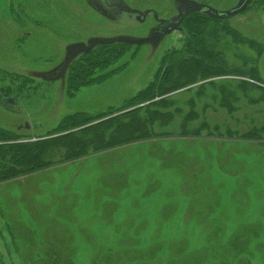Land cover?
I'll list each match as a JSON object with an SVG mask.
<instances>
[{"label": "rangeland", "instance_id": "374dc122", "mask_svg": "<svg viewBox=\"0 0 264 264\" xmlns=\"http://www.w3.org/2000/svg\"><path fill=\"white\" fill-rule=\"evenodd\" d=\"M241 2L0 0V128L23 142L133 97L184 46L193 10L238 35L219 42L240 72L151 100L166 102L149 107L150 139L72 161L53 151L49 167L0 182V264H264V140L235 135L264 126V0L215 17ZM111 40L139 48L67 94L69 61Z\"/></svg>", "mask_w": 264, "mask_h": 264}, {"label": "trees", "instance_id": "16d2710c", "mask_svg": "<svg viewBox=\"0 0 264 264\" xmlns=\"http://www.w3.org/2000/svg\"><path fill=\"white\" fill-rule=\"evenodd\" d=\"M184 25L188 35L184 46L163 55L153 80L133 97L123 101L119 107L108 108L97 115H68L55 129L34 142H23L13 132L0 128V182H8L49 167L53 164V151L62 150V158L72 161L89 153L109 151L150 139L153 135L152 123L160 114L149 107H161L166 102L151 100L199 79L220 77L231 74L232 71L231 75L240 74L225 64L219 42L221 33L235 38L238 37L237 34L222 24V21L209 18L203 13H189L181 21V27ZM137 45L114 40L92 45L89 50L69 61L64 91L73 96L81 88L98 84L111 73L123 69L128 61L105 72L131 50L132 58L139 48ZM249 72L256 76L254 69ZM235 135L240 139L261 141L264 140V126Z\"/></svg>", "mask_w": 264, "mask_h": 264}, {"label": "water", "instance_id": "95a60500", "mask_svg": "<svg viewBox=\"0 0 264 264\" xmlns=\"http://www.w3.org/2000/svg\"><path fill=\"white\" fill-rule=\"evenodd\" d=\"M251 2V0H242L241 4L235 8L234 10L231 11H226V12H217L215 17L218 18H230L233 17L237 14H240L241 12H243L249 5V3ZM195 10L191 11L194 12ZM206 12H209L208 10ZM4 103L6 105H8L9 107H16L17 102L14 98H5Z\"/></svg>", "mask_w": 264, "mask_h": 264}, {"label": "flooded vegetation", "instance_id": "af4514ba", "mask_svg": "<svg viewBox=\"0 0 264 264\" xmlns=\"http://www.w3.org/2000/svg\"><path fill=\"white\" fill-rule=\"evenodd\" d=\"M262 2H263V0H262ZM263 4V3H262ZM1 100V99H0ZM5 107H6V105L5 104H3ZM7 108V107H6Z\"/></svg>", "mask_w": 264, "mask_h": 264}]
</instances>
